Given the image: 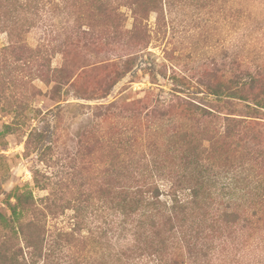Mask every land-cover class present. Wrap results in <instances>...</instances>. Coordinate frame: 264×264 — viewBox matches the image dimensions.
<instances>
[{"label":"rangeland","instance_id":"obj_1","mask_svg":"<svg viewBox=\"0 0 264 264\" xmlns=\"http://www.w3.org/2000/svg\"><path fill=\"white\" fill-rule=\"evenodd\" d=\"M263 87L264 0H0V264H124L110 168L190 199L199 157L220 177L179 224L206 257L171 252L264 264Z\"/></svg>","mask_w":264,"mask_h":264},{"label":"trees","instance_id":"obj_2","mask_svg":"<svg viewBox=\"0 0 264 264\" xmlns=\"http://www.w3.org/2000/svg\"><path fill=\"white\" fill-rule=\"evenodd\" d=\"M248 78L250 80V76ZM238 79L239 81L235 84V93L238 95V99L245 100L243 98L245 90L255 84L257 79L243 81L240 74L237 76ZM260 94L264 100V87ZM231 122L237 125L240 123L239 120H231ZM211 139H213L212 143L217 140L215 137ZM211 142L209 146H212ZM111 149L114 150L113 148ZM113 158H119V154H115ZM186 159L187 156L183 158V161ZM119 166V169L110 168L109 170V206L106 209L109 211L108 217L110 216L111 218L108 223L113 224V217L118 214L121 219L122 231L125 236L130 237V240L128 245L121 246V250L112 254L114 257L110 258L116 261L121 260L124 264H185L182 259L180 260V258L175 256L174 252H171L172 247L176 243L180 248H184L186 254L191 255L194 253L195 258L199 256L206 257L208 248L204 247L203 240L200 243L198 242L202 231H198V227L195 228V225H199L195 223L194 230L191 227H185L183 222L179 224V221L183 220L179 219V216L184 215L186 211L191 209L189 205H199L200 203L198 202L202 199L207 198L209 200V194L206 189H203V186L207 185L208 182L217 183L220 177L219 170L199 157L195 168L197 170L192 174L194 176V186L190 190V199H181L178 193L173 192L170 194L169 201H162L160 199V196L163 195L162 192L157 186H153L152 183L144 184L145 182H142V184H139L135 180L132 184L129 180H126L123 184L121 173L125 170H135L124 163H120ZM236 177L235 175L230 180L235 183ZM182 180L176 179L175 182L180 186L182 185ZM223 189L229 190L232 188L227 186V188ZM208 200L206 201L208 202ZM221 215L234 218L236 213L230 211L227 204L221 211ZM146 225H149L150 229H146ZM160 225L164 232L167 233L160 242L162 246L156 245L157 241L159 242L157 237L160 235L157 226L160 227Z\"/></svg>","mask_w":264,"mask_h":264}]
</instances>
